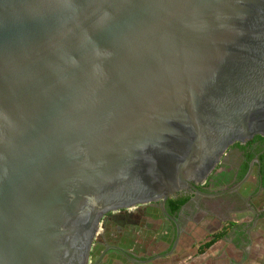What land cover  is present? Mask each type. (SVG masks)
<instances>
[{
	"label": "water",
	"instance_id": "95a60500",
	"mask_svg": "<svg viewBox=\"0 0 264 264\" xmlns=\"http://www.w3.org/2000/svg\"><path fill=\"white\" fill-rule=\"evenodd\" d=\"M255 135L264 0H0V264H89Z\"/></svg>",
	"mask_w": 264,
	"mask_h": 264
},
{
	"label": "flooded vegetation",
	"instance_id": "af4514ba",
	"mask_svg": "<svg viewBox=\"0 0 264 264\" xmlns=\"http://www.w3.org/2000/svg\"><path fill=\"white\" fill-rule=\"evenodd\" d=\"M248 213L252 217L250 225L233 228L239 230L240 240L251 238L250 227L264 215V136L261 135L232 143L196 189H184L165 200L108 212L101 220L99 237L98 231L93 241L96 251L92 264H142L161 257L165 252L147 254L148 231L152 228L157 229L156 237L162 240L159 229L161 232L169 227L174 232L172 245L179 241L182 246L202 220L216 218L224 223L231 221L233 215ZM109 226L113 230L109 231ZM141 235L145 236L146 245L141 244L142 238H138Z\"/></svg>",
	"mask_w": 264,
	"mask_h": 264
},
{
	"label": "crops",
	"instance_id": "0c3cea01",
	"mask_svg": "<svg viewBox=\"0 0 264 264\" xmlns=\"http://www.w3.org/2000/svg\"><path fill=\"white\" fill-rule=\"evenodd\" d=\"M230 219L231 221H226L224 224L222 223L218 227H214V230L210 231L206 240H209L213 234L223 231L221 238L217 239L202 253H198L197 249L199 245L206 240L198 243L195 247V255H190L186 252L189 251L192 245L191 242H189L190 237L182 246H179V241L175 243V245H172L174 232L169 230V227H166V229L164 228L161 232V229H159L162 240H158L156 237L157 229L155 231L153 228L150 229L148 231L150 240L147 244V254L151 255L161 251L165 252V254L161 257H155L148 261L146 260L142 262V264H247L248 261L253 264H259L262 254L259 251L260 249H258V243H252L255 237L252 239L251 235L254 229V231H257L262 225V229H264V215L256 219V222L250 227V239L245 237L240 240L237 237L239 230L233 228L237 225H245V227L250 225L252 219L251 215L249 213L244 216L233 215ZM211 221L212 219L202 220L200 223L201 225L193 232L195 233L197 230H200V228H202V230L208 229L212 226ZM214 222L215 221H213V223ZM227 222L228 224L226 225ZM192 229H194V227H192ZM187 232L190 234L188 229H186V233ZM160 241L162 243H160Z\"/></svg>",
	"mask_w": 264,
	"mask_h": 264
},
{
	"label": "rangeland",
	"instance_id": "374dc122",
	"mask_svg": "<svg viewBox=\"0 0 264 264\" xmlns=\"http://www.w3.org/2000/svg\"><path fill=\"white\" fill-rule=\"evenodd\" d=\"M215 220H217V221L213 223V221H215ZM211 222H212L211 223L212 226H210L208 229H203L202 230V228H200V230H197L195 233L194 232L191 233L189 242H191L192 245H191L189 251H186L187 253H189L190 255H193V254L195 255L196 254L195 253V250H196L195 247H196V245L198 243L202 242V241H205L208 238L207 236H209L210 231L214 230V227H218L220 224L223 223L222 221H221L222 222L221 223L220 220L218 221V219H216V218L212 219ZM102 224L103 223H101V225ZM262 226L257 231H253V233L251 235L252 236V239L254 237L255 238L257 237L256 240L254 238V241H252V240L251 241H252V243H255V242L258 243V249H260L259 251L262 254L261 255V261L259 262V264H264V229H262ZM107 229H109V231L113 230L112 227H110V226L107 227ZM100 230H101V227H100ZM99 233H100V231L98 232L97 237H99ZM110 237L112 238L113 236L111 235ZM131 237H132V234H131ZM138 238H142V239H140L141 240L140 242H141L142 245H145V243H146L145 236L141 235ZM113 239H115V237ZM137 247H139V246H137ZM95 251H96V246L93 244L92 245V248H91V251H90L89 264H92L93 263V259H94V256H95L94 255L95 254ZM247 264H253V263L250 262V261H248Z\"/></svg>",
	"mask_w": 264,
	"mask_h": 264
},
{
	"label": "trees",
	"instance_id": "16d2710c",
	"mask_svg": "<svg viewBox=\"0 0 264 264\" xmlns=\"http://www.w3.org/2000/svg\"><path fill=\"white\" fill-rule=\"evenodd\" d=\"M173 209H175V206H173ZM228 222L226 223V225ZM223 234V231H219L211 236L209 240H206L205 242L201 243L197 249L198 253L204 252L209 246H211L217 239L221 238Z\"/></svg>",
	"mask_w": 264,
	"mask_h": 264
}]
</instances>
